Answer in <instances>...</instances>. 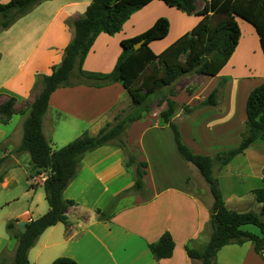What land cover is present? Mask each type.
Here are the masks:
<instances>
[{
	"label": "crops",
	"instance_id": "0c3cea01",
	"mask_svg": "<svg viewBox=\"0 0 264 264\" xmlns=\"http://www.w3.org/2000/svg\"><path fill=\"white\" fill-rule=\"evenodd\" d=\"M8 1L0 0L3 4ZM89 4L90 0H37L8 26L0 27V102L14 96L15 108H20L32 100L36 75L49 74L52 66L60 63L73 37L71 20L84 14ZM203 4L204 0H196V9ZM160 17L168 20L169 27L163 38L149 43L155 54L190 32L201 19V15L186 13L162 0H151L133 11L117 32L97 34L82 69L111 71L123 52L121 40L139 35ZM242 39L241 26L238 43L218 73L192 71L197 79L186 74L183 77L189 81L175 85L173 94L168 92L154 107L133 104L118 81L102 86L77 83L57 87L50 93L42 130L54 148L83 131L97 134L113 122L114 116L129 110L126 113L137 118L128 124L123 138L137 161H145L146 166L143 188L136 191L131 187L137 165H126L125 152L116 143L108 142L85 152L75 176L63 190V197L75 203L67 209L69 225L58 222L43 230L28 250L31 264H50L58 256L72 257L78 264H199V260L188 256L186 246L198 247L208 240L212 194L198 168L177 152L172 130L160 112L167 98L176 102L171 120L182 141L195 153L214 156L236 147L246 128L247 95L264 80L261 46V51H238ZM215 88H219L217 103L199 104ZM184 106L191 110L185 111ZM24 119L25 114L14 113L6 123H0V157L10 156L8 165L1 170L0 186L7 188L13 181L15 186L20 182L22 188L20 194L11 189V196L3 203L9 206L11 200L25 198L17 211H2L6 219L18 217L17 230L49 208L43 201L45 192L42 200L39 191H44L48 171L27 172L13 152L22 140ZM11 166L21 170L19 179L14 178ZM214 174L227 207L258 211L261 205L253 189L263 185L264 137L226 164L216 166ZM97 209L111 216L99 218ZM247 228L258 231L253 225ZM164 231L173 238V252L156 259L148 243ZM11 243L0 224V252L5 245L9 249ZM215 264H264V253H257L250 241L228 243L218 249Z\"/></svg>",
	"mask_w": 264,
	"mask_h": 264
},
{
	"label": "trees",
	"instance_id": "16d2710c",
	"mask_svg": "<svg viewBox=\"0 0 264 264\" xmlns=\"http://www.w3.org/2000/svg\"><path fill=\"white\" fill-rule=\"evenodd\" d=\"M37 0H9L0 2V27H6L17 16H10L12 9L19 13L29 8ZM151 0H90L84 14L71 20L74 33L65 46L60 63L53 65L49 74L38 73L32 88L34 94L24 107L15 108L16 98L9 96L0 102V123H6L12 114H25L23 121V136L14 153L28 152L30 163L37 173L48 171L43 181L45 199L48 210L37 218L25 223L22 230H16L13 220L7 222V229L16 240L12 264H31L28 250L34 245L45 228L62 222L69 225L67 209L75 204L71 199L63 197V190L75 176L83 154L100 145L114 142L123 149L126 155V165L136 163L135 182L131 189L142 190L145 161H137L122 137L128 124L137 115L126 113L122 117L114 116L111 123L103 126L95 135L83 131L66 144L54 148L42 130V118L48 108L50 93L60 86L77 83L102 86L112 82H120L128 91L135 105L145 106L147 98L160 89L168 88L178 77L191 71L215 75L225 65L234 51L239 37L240 27L237 18L240 17L252 24L258 34L259 43L264 54V0H204L201 9H196V0H162L169 6L176 7L186 13L201 15L200 21L192 30L172 43L165 51L155 54L149 47L153 40L163 38L169 27L166 18H158L153 25L137 36L121 40L123 52L114 68L109 72L85 71L82 62L91 48L97 34L117 32L124 21L136 9ZM142 40L138 47L134 44ZM213 54L209 57V53ZM79 77V81L71 82V77ZM222 84L219 86L221 88ZM173 94L168 88L164 94ZM219 88H215L199 104L214 105L217 103ZM177 108L174 100L166 99V108L160 114L172 130L175 145L179 155L194 164L207 184L212 194L209 218V237L198 247L186 246L190 258L199 260V264H215L218 249L228 243H243L250 241L254 250L264 253V179L261 187L253 189L255 199L260 203L258 211H237L227 207L222 197L218 180L214 174L216 166L229 162L233 156L241 153L256 139L264 137V80L254 86L247 95L245 103L246 128L238 145L234 148L217 152L214 156L193 152L181 139L177 125L171 120V115ZM185 111L191 110L184 106ZM5 157H0V166ZM32 175L29 174L28 177ZM2 172L0 170V180ZM32 186V185H31ZM99 218H109V212L97 209ZM255 226L254 232L247 228ZM156 259L171 256L174 241L168 231H164L157 240L148 243ZM3 255L0 256V261ZM50 264H78L69 256H58Z\"/></svg>",
	"mask_w": 264,
	"mask_h": 264
},
{
	"label": "rangeland",
	"instance_id": "374dc122",
	"mask_svg": "<svg viewBox=\"0 0 264 264\" xmlns=\"http://www.w3.org/2000/svg\"><path fill=\"white\" fill-rule=\"evenodd\" d=\"M24 11H26V10H24ZM24 11H22L21 13H23ZM18 14H20L18 12V10L12 9L10 11V16L7 19V21L8 20H11L13 18V16H16ZM237 20H238L239 26L240 27L242 26V29H243V39L241 41V44L239 46L238 51H250V50L252 51V49H254L253 51H261L260 45H259L260 43H259V39H258V34L256 33V30H255L254 26L252 24H250L249 22H247L246 20L240 18V17H238ZM2 21L3 22L6 21V18L3 19V20L1 18L0 19V22L2 23ZM187 74L191 76L190 78L197 79V77L195 76V75H197L196 73L194 74L191 71V72H189ZM185 75L186 74L178 77L170 85L172 87V89H175L174 88L175 85L176 86L178 85V87H179L180 85L184 84L186 82V80L189 81V78L186 77V79H185V77H183ZM70 80H71V82L74 83V82L79 81V77L74 76V77H71ZM167 91H168V88H166V89H160L159 92H155L153 95H150L147 98V106L148 107L149 106L154 107L155 105H159V102H161V101L164 100V97L163 96H164V94ZM32 94H33V92H32ZM32 96H34V94ZM24 106H25V104H22V107H24ZM164 107L166 108V106H164ZM126 111H129V110H125L124 113L119 114L120 117H122L123 115H125L126 114ZM122 137H123V134H122ZM1 145H3L2 142H1ZM14 155H17L18 156V158L21 160L20 162L22 163V165L27 168V172H29V173L34 172L35 169L30 164L29 156H28V153L26 151H22V152L17 153V154L14 153ZM9 159H10V156H8L6 158V160L2 162V164L0 166V170H3L4 166L5 165H8ZM10 170H11V168H10ZM11 173L15 174V177L14 178H16V179H19V175L21 177V174H20L21 173V170L20 169H13V167H12ZM32 175H34V174L32 173ZM19 183H17L16 186H15V183L13 181H11V185L8 186L9 188L8 187L7 188H3V187L0 186V224L2 226V230H3L4 234L7 236V238L11 237V240H12V243H11L12 246L9 248L10 250L5 247L6 245L3 246V250H1V252H0V256L3 255V257H2V259L0 261V264H12V262H13V256H14V251H15L14 244H15L16 240H15L14 237H12L10 235V233H9V231L7 229V222L10 221V220H13L14 221V224H16L15 221H17L18 217L12 218V219H6L5 217H3V212L2 211H4V209H8L10 212H12L13 210L17 211V209L22 204L25 203V200H24L25 198H21V200H19V201L11 200L9 206H8V204L3 203V202H5L4 200H6V198H8V197L11 196V189L14 188V194H16V193L20 194L22 188L19 185ZM133 190H135V189H133ZM39 191L42 194V198L41 199L43 200L44 199V191H43L42 188ZM43 201H45L44 203L47 206L46 200L44 199ZM15 229H16V226H15Z\"/></svg>",
	"mask_w": 264,
	"mask_h": 264
},
{
	"label": "water",
	"instance_id": "95a60500",
	"mask_svg": "<svg viewBox=\"0 0 264 264\" xmlns=\"http://www.w3.org/2000/svg\"><path fill=\"white\" fill-rule=\"evenodd\" d=\"M141 42H142V40H139L138 42H136V43L134 44V46H135V47H138V46L141 44ZM212 54H213V52H210L208 56L210 57Z\"/></svg>",
	"mask_w": 264,
	"mask_h": 264
}]
</instances>
